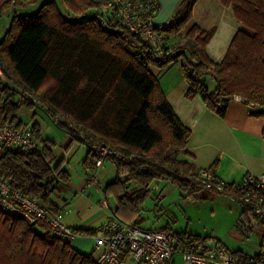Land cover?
Here are the masks:
<instances>
[{
  "label": "trees",
  "instance_id": "1",
  "mask_svg": "<svg viewBox=\"0 0 264 264\" xmlns=\"http://www.w3.org/2000/svg\"><path fill=\"white\" fill-rule=\"evenodd\" d=\"M60 1L66 14L55 0H0V15L14 10L0 39L4 75L0 78V125L18 126L23 123L17 117L21 106H39L58 127L93 151L85 159L86 166L93 165L97 146L117 152L119 156H106L115 164L117 175L102 191L107 202L109 193L115 194L116 207L108 202L109 209L126 223L138 224L133 215L150 192L153 179H168L192 196L204 189L194 165L178 158L186 152L190 129L180 121L150 71L151 64L164 68L174 58L136 57L120 35L106 0ZM196 1L185 0L182 14L165 30L169 40L179 37L178 43L171 42L176 49L185 50L180 69L189 84L187 97L200 93L206 106L220 115L235 96L263 108L264 0H219L232 10L239 28L218 62L206 53L213 30L190 23ZM37 5L32 14L19 11ZM101 6H105L106 16L98 11ZM202 75L214 81L212 90L200 80ZM31 130L42 153L24 152L15 146L2 149L0 176L55 213L50 192L68 173L62 169V160L55 163L49 147L52 141L42 138L39 125L33 124ZM262 134L264 137V130ZM244 213L240 212L239 222L248 230ZM0 264L95 263L91 255L76 251L69 240L51 235L47 225L34 228L0 209Z\"/></svg>",
  "mask_w": 264,
  "mask_h": 264
},
{
  "label": "crops",
  "instance_id": "2",
  "mask_svg": "<svg viewBox=\"0 0 264 264\" xmlns=\"http://www.w3.org/2000/svg\"><path fill=\"white\" fill-rule=\"evenodd\" d=\"M184 1L159 0L160 9L154 21L163 23L171 20L174 23L183 12ZM190 23L196 24L201 30H213L206 44V53L214 62L224 57L239 28L232 10L223 7L219 0H197L192 7ZM6 29L0 31V39ZM178 67L180 69V66ZM181 72L176 68H168L167 73L159 80L166 100L191 132L186 152L179 154L178 158L192 163L197 171L211 170L216 177L225 182L239 181L246 173L263 174L264 107L248 104L236 98L228 104L224 114L220 115L206 106L200 93L192 98L187 97L189 84ZM213 88L214 84L208 87L209 90ZM259 112L263 114L256 115ZM50 140L52 143H49V147L55 163L62 160V169L68 173L66 180H59L54 184L50 192V201L56 211L70 210L62 217L65 226L74 231L87 229L93 232L90 235H75L69 239L72 247L83 253L86 243L94 241L93 236L100 233V227L108 219V210L100 205L103 191L101 193L94 188L84 189L90 171L85 159L90 157L93 151L89 152L87 145L81 150L82 147L76 144L77 140L71 135L56 133ZM79 152L78 160L71 163L73 156ZM107 160L96 169V173ZM104 177L102 180L105 186L112 179L105 181ZM245 217L243 216V219ZM244 220L248 230L246 228L242 230L247 234L250 227L246 224V219ZM252 246L257 248L254 254L261 248L264 250V234L260 237L259 243H252Z\"/></svg>",
  "mask_w": 264,
  "mask_h": 264
},
{
  "label": "built area",
  "instance_id": "3",
  "mask_svg": "<svg viewBox=\"0 0 264 264\" xmlns=\"http://www.w3.org/2000/svg\"><path fill=\"white\" fill-rule=\"evenodd\" d=\"M106 8L136 57L173 58L176 47L165 32L172 21H154L160 9L159 0H106ZM101 25L105 26L106 22L102 20ZM0 78L4 79L1 69ZM14 146L21 147L24 152L42 153L41 143L30 127L24 123L0 125V151ZM97 149L98 155L90 167L84 189L94 188L102 193V182L96 169L106 160L107 154H119L106 147L97 146ZM198 178L206 189L239 203L244 216L250 214L264 224V173H246L239 181L225 182L211 170L201 169ZM100 205L108 210V219L100 227V233L93 236L95 264H264L262 248L253 255L236 254L225 244L209 248L203 238L181 237L166 229H145L135 223L123 222L112 214L105 198L100 200ZM0 209L20 217L34 228L40 224L47 225L49 233L55 237L69 240L77 235L62 223L63 214L69 209L52 213L45 204L22 194L1 176Z\"/></svg>",
  "mask_w": 264,
  "mask_h": 264
},
{
  "label": "rangeland",
  "instance_id": "4",
  "mask_svg": "<svg viewBox=\"0 0 264 264\" xmlns=\"http://www.w3.org/2000/svg\"><path fill=\"white\" fill-rule=\"evenodd\" d=\"M43 1L41 0V2ZM55 1L66 14L67 11L62 6V2L60 0ZM37 8L38 5L19 11L32 14ZM13 11V9H8L1 13L0 31L8 27ZM91 11L95 13L96 9ZM98 11L102 12L104 16L107 14L105 6H101ZM170 40L173 44H176L179 37H171ZM186 55H188L187 51ZM182 63H184V57L181 55L168 63V67L161 68L157 64H151L150 71L159 81L167 73L168 68H176L181 72L178 66ZM200 80L206 83L207 87L214 84V81L208 75H202ZM19 98L20 96L17 95L16 100ZM17 117L30 128L37 123L43 139L53 138L56 133L69 135L64 129L58 127L39 106L29 107L23 105L17 113ZM75 142L82 147L81 150L86 146L79 141ZM79 156L80 152L73 156L71 163L77 161ZM97 172L98 177L101 178L102 186H104L102 177L105 174V181L110 178L114 180L117 175L116 166L110 160H107ZM132 187L134 186L132 185ZM149 189L150 192L139 201L138 211L133 215V219L138 221V225L142 228H161L181 237L203 238L207 240L209 248H215L218 244H225L233 252L242 251L253 255L257 251V244L252 246V243H259L260 237L264 234V224L248 214L244 219H246V224L250 227V230L247 234L243 233V226L239 222L242 206L229 197L214 194L205 188L196 191L195 195L192 196L186 190L181 189L177 184L165 178L153 179L149 184ZM108 196L110 206L115 208L117 204L115 194L111 191ZM39 231L42 232L43 230L40 229ZM93 248L94 241L90 240L86 243L83 254L91 255L94 260Z\"/></svg>",
  "mask_w": 264,
  "mask_h": 264
},
{
  "label": "water",
  "instance_id": "5",
  "mask_svg": "<svg viewBox=\"0 0 264 264\" xmlns=\"http://www.w3.org/2000/svg\"><path fill=\"white\" fill-rule=\"evenodd\" d=\"M184 53H185V50H184V49H176V50L174 51L172 57L175 59V58H177V57L183 55ZM192 71H193V70H192V68H191V69L189 70V72L192 73ZM41 185H43V186H44V190H46L45 183L42 182Z\"/></svg>",
  "mask_w": 264,
  "mask_h": 264
}]
</instances>
